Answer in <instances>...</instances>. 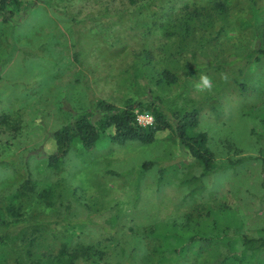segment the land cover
I'll list each match as a JSON object with an SVG mask.
<instances>
[{
  "label": "rangeland",
  "instance_id": "374dc122",
  "mask_svg": "<svg viewBox=\"0 0 264 264\" xmlns=\"http://www.w3.org/2000/svg\"><path fill=\"white\" fill-rule=\"evenodd\" d=\"M197 1L22 0L10 21L0 16V114H10L20 127H0V202L31 169L40 186L66 189L61 202L53 197L45 205L52 219L64 217L71 203L67 218L53 224L58 237L43 235L36 253H56L69 238L73 245L101 243L104 264H137L138 253L148 248L139 238L143 228L160 230L189 210L205 214L209 205L232 209L225 223L264 234V57L256 61L264 45L253 27L242 24L256 17L264 37V0H225L223 18L211 10L213 0H205L209 12L190 29L181 50L180 32H167L189 16L184 4ZM254 4L261 16L252 11ZM215 36L198 47L200 38ZM166 69L176 75L175 83L162 81ZM202 75L212 79L211 91L196 89ZM130 98H156L169 114L200 108L197 130L208 134L218 160L233 155L248 162L237 174L209 177L210 192L194 202L184 198L191 187L184 183L201 170L190 166V153L170 131L150 144L102 143L71 155L60 171L47 169V153L55 149L49 135L64 123L62 108L76 114L97 100L121 105ZM130 255L136 259L129 261ZM14 263L10 257L1 264Z\"/></svg>",
  "mask_w": 264,
  "mask_h": 264
},
{
  "label": "trees",
  "instance_id": "16d2710c",
  "mask_svg": "<svg viewBox=\"0 0 264 264\" xmlns=\"http://www.w3.org/2000/svg\"><path fill=\"white\" fill-rule=\"evenodd\" d=\"M208 1V0H207ZM200 0L193 5L185 3L183 10L187 12L178 18L179 27L167 32L168 36L181 34L180 46L184 49L190 29L203 16L209 12V6ZM22 0H0V16L8 22L15 15V9L21 6ZM211 10L223 18L228 13V4L225 0H213ZM254 4L252 11L260 15V10ZM152 15H158L157 11ZM261 16V15H260ZM263 17V15H262ZM244 26L254 28L257 40L264 45L263 25L256 21V17H248L242 21ZM134 25L133 27H137ZM225 30L220 27L218 35ZM217 35V36H218ZM202 37L198 40V47L218 39ZM260 55L256 61L264 57V46L257 48ZM195 59L197 51H194ZM255 62V61H254ZM162 81L175 83L177 77L168 69L162 72ZM91 109L74 114L62 108L65 113L64 123L51 132L50 139L55 144V149L47 154V169L60 171L67 164L73 154L91 152L102 143L113 145H127L131 142L142 144L153 143L158 134L164 131L173 133V140L180 142L190 153L191 167L201 170L200 176L191 175L187 182L190 187L185 199L194 202L198 196L210 192L206 180L214 176L237 174L242 166L248 162L247 157L229 156L226 161H220L216 153L209 146L206 132L198 131L200 123V108H182L167 113L160 105L158 99L140 100L127 99L118 105L106 100H97L91 103ZM214 112H219L214 108ZM149 115L152 123L142 124L139 116ZM0 127H8L19 131L20 127L13 123L8 113L0 114ZM229 152L236 150L232 143H228ZM2 162V161H1ZM0 162V163H1ZM146 168L154 166L146 163ZM176 170L175 167H172ZM166 175V169H160L159 180ZM56 190H59L58 192ZM66 189H57L55 185L44 184L40 186L31 169L28 170L26 179L18 184L3 201L0 202V264L14 259V264H74L83 261L85 264H104L107 253L101 243H78L73 245L69 238L61 242L56 253H36L33 249L36 241L43 235L58 237L60 234L53 227L61 219L67 218L71 210V203L65 205L66 215L60 219H52L47 214V202H52L55 197L59 202L64 198ZM30 204H25V201ZM205 214L200 210H189L181 219H171L165 225H159L160 230L143 228L139 237L146 250L140 251L136 257L129 256V261L136 259L137 264H264V234L261 236L250 235L240 227H233L222 219L233 216L232 209L226 205L207 206ZM147 242H144V241ZM215 260L210 261L208 257ZM124 264V263H122Z\"/></svg>",
  "mask_w": 264,
  "mask_h": 264
},
{
  "label": "clouds",
  "instance_id": "9594fccd",
  "mask_svg": "<svg viewBox=\"0 0 264 264\" xmlns=\"http://www.w3.org/2000/svg\"><path fill=\"white\" fill-rule=\"evenodd\" d=\"M213 81L207 75L200 76L199 81L195 84L198 91H211L213 89Z\"/></svg>",
  "mask_w": 264,
  "mask_h": 264
},
{
  "label": "built area",
  "instance_id": "2783aa9c",
  "mask_svg": "<svg viewBox=\"0 0 264 264\" xmlns=\"http://www.w3.org/2000/svg\"><path fill=\"white\" fill-rule=\"evenodd\" d=\"M139 121L142 124L146 125V124L152 123L153 118L151 116H149V115H141V116H139Z\"/></svg>",
  "mask_w": 264,
  "mask_h": 264
}]
</instances>
